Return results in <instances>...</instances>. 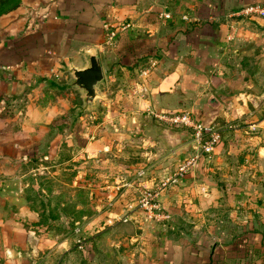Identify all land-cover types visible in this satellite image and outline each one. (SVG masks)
<instances>
[{
	"label": "crops",
	"instance_id": "crops-1",
	"mask_svg": "<svg viewBox=\"0 0 264 264\" xmlns=\"http://www.w3.org/2000/svg\"><path fill=\"white\" fill-rule=\"evenodd\" d=\"M249 4L264 7V0L8 2L0 13V103L2 97L10 102L6 112H0V264L53 263L49 262L52 247L48 249L22 223L29 217L17 204L20 189L15 190L19 176L14 162L20 164L33 156L37 144L45 146L69 115L70 124L82 115L80 94L67 86L65 67H83L84 52H96L100 58L104 78L97 87L96 105L100 100L105 106L96 125H86L81 131L70 129L68 136L79 151H104L113 136L126 137V133L154 135L155 128L146 123L150 114L179 108L191 111L196 105L203 108L207 89L225 85L262 89L260 95L248 90L226 95L222 101L230 102L231 109L225 112L220 106L209 117L245 118L246 133L264 126L256 109H247L245 114L240 110L241 99L253 106L261 103L264 109V16L240 14ZM161 13L169 16L163 18ZM104 23L115 32L112 43L107 41ZM257 76L260 82H255ZM105 87L115 88L112 95ZM76 97L78 103L73 102ZM170 140L171 158L156 159L154 167L179 165L175 154L187 143ZM188 177L177 181L175 192L169 185L160 194L161 206L171 217L169 224L179 213L178 208L168 206L172 199L195 201L201 210L207 204L216 205L221 195L216 187L190 182ZM225 247L209 241L187 244L180 237L163 238L141 259L122 258L116 264H234L233 256L226 254L209 257Z\"/></svg>",
	"mask_w": 264,
	"mask_h": 264
},
{
	"label": "rangeland",
	"instance_id": "rangeland-1",
	"mask_svg": "<svg viewBox=\"0 0 264 264\" xmlns=\"http://www.w3.org/2000/svg\"><path fill=\"white\" fill-rule=\"evenodd\" d=\"M255 82H260L258 76ZM104 89L109 95L115 90ZM260 89L258 86L254 89L212 87L207 89L203 108L196 105L191 111L179 108L158 114L168 117L187 111L194 121L219 128L220 139L213 150L202 154L185 174L190 182L216 187L221 194L216 205L208 207L207 204L205 209L198 210L195 201L193 206L191 202L172 199L168 206L178 208L179 213L172 223H167L171 217L161 206L159 197L169 185L175 192L178 182L166 185L157 196L162 208L158 212H167L168 219H156L150 214L153 212H149L148 203L153 201L148 200L145 207L142 205L145 192L158 186L176 169V165L153 166L156 159L171 158L170 139L174 143L177 139L187 143L182 152L175 154L177 163L193 152L189 127L150 114L146 123L155 128L154 135L126 133V137L113 136L104 151H79L76 141L68 136L69 131H81L86 125L101 121L105 103L99 100L95 107L84 110L74 124H70L69 115L67 123L59 126L45 146L36 145L33 156H27L20 164L14 162L15 174L19 176L15 190L20 189L17 204L22 205L29 217L22 223L39 236L48 249L52 247L49 260L52 264H116L122 258L133 262L163 238L180 237L187 244L209 241L225 246L240 237L248 244L255 242L264 236V126H256L246 133L245 118L223 116L219 117L220 121L209 114L217 113L220 106L225 112L231 109L230 102L222 101L226 95L240 90L260 95ZM1 99L0 112L5 113L10 102L6 97ZM73 102H79L77 97ZM240 107L242 114L247 109H256L255 114L264 121L261 103L253 106L241 99ZM231 247L232 250L223 251L233 256L236 264L244 253L241 247ZM253 247L259 250L256 261L244 256L240 264H264V246L255 243Z\"/></svg>",
	"mask_w": 264,
	"mask_h": 264
},
{
	"label": "built area",
	"instance_id": "built-area-1",
	"mask_svg": "<svg viewBox=\"0 0 264 264\" xmlns=\"http://www.w3.org/2000/svg\"><path fill=\"white\" fill-rule=\"evenodd\" d=\"M239 13L242 15H256V16H264V7L259 4H249L246 6H243ZM161 17L167 18L169 15L167 13H161ZM183 19H185V16H182ZM103 29L106 33L107 41L109 43L113 42V37L115 35V32L113 29L110 28V26L107 23H104ZM123 27V25H121ZM158 118L167 120L169 122H172L177 125H183L190 128L191 131V138L193 142V152L187 156L182 162L179 163V165L176 167V169L173 171V173L165 177L164 180H162L158 186L155 185L153 188L149 189L145 192L143 196V203L142 205L145 207L148 200H151L153 202L148 203V208L151 209L149 212L153 215L154 218H164L168 219L169 214L167 212L165 213H159L158 211L161 210V206L158 201V194L161 193V190L171 183H175L178 180H180L186 173L189 171L193 166H195L196 162L198 161L199 157L202 154H208L210 153L214 146L217 144V142L220 139V130L219 128H215L213 126H210L208 124H203L197 121H194L189 113L187 111H183L179 114H174L172 116L165 117L163 115H156Z\"/></svg>",
	"mask_w": 264,
	"mask_h": 264
},
{
	"label": "water",
	"instance_id": "water-1",
	"mask_svg": "<svg viewBox=\"0 0 264 264\" xmlns=\"http://www.w3.org/2000/svg\"><path fill=\"white\" fill-rule=\"evenodd\" d=\"M82 57L83 67L76 68L72 65L65 67L69 76L67 86L76 89L81 97V104L78 106L80 113L95 107L99 96L97 87L104 78L100 58L96 52H84Z\"/></svg>",
	"mask_w": 264,
	"mask_h": 264
},
{
	"label": "trees",
	"instance_id": "trees-1",
	"mask_svg": "<svg viewBox=\"0 0 264 264\" xmlns=\"http://www.w3.org/2000/svg\"><path fill=\"white\" fill-rule=\"evenodd\" d=\"M10 1L11 0H0V13L7 8L8 2H10ZM2 6H4V7L1 9ZM254 241L255 242H252V243L248 244L245 239L240 237L238 239H234V242H231L230 244H227L225 249H227L226 252H228L229 250H232L231 246L235 245L236 249H238V247L239 248L241 247L242 250H243L242 253H244V255L242 256L243 258H244V256H246V257H248V259H250V261H256V259L258 258L257 254H258L259 250H258V248H254L253 245L255 243H259L261 246H264V236L262 235L259 239L254 240ZM214 255H216L217 257H219V256L220 257L221 256L224 257L225 256V252L222 251V253H214L212 251L209 254V257L210 256H214ZM242 257L240 259H237V264H240V262L243 261Z\"/></svg>",
	"mask_w": 264,
	"mask_h": 264
}]
</instances>
